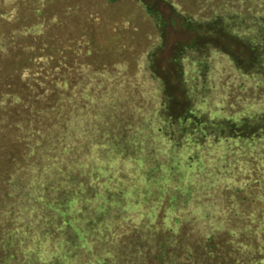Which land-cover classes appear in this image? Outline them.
<instances>
[{
    "label": "rangeland",
    "instance_id": "374dc122",
    "mask_svg": "<svg viewBox=\"0 0 264 264\" xmlns=\"http://www.w3.org/2000/svg\"><path fill=\"white\" fill-rule=\"evenodd\" d=\"M262 38L264 0H0V264H264V135L225 136Z\"/></svg>",
    "mask_w": 264,
    "mask_h": 264
},
{
    "label": "trees",
    "instance_id": "16d2710c",
    "mask_svg": "<svg viewBox=\"0 0 264 264\" xmlns=\"http://www.w3.org/2000/svg\"><path fill=\"white\" fill-rule=\"evenodd\" d=\"M244 45L245 47L242 49L243 51L241 50L243 54L247 53L248 51H251L250 59L249 61H245V64H250L252 66L260 65L264 71V38H262V41L256 44H252L248 40L244 39ZM262 73L264 74V72ZM187 118V120H189L191 117ZM201 122L204 121L201 120ZM195 125V130L200 127V129H204L203 125L201 124L196 123ZM227 129L230 130V134H226V137L241 136L246 139L252 137H261L262 135H264V113L261 114L256 121H243L241 123L230 122L228 123ZM195 141H198L197 137Z\"/></svg>",
    "mask_w": 264,
    "mask_h": 264
}]
</instances>
